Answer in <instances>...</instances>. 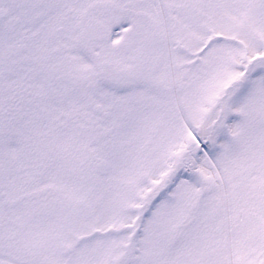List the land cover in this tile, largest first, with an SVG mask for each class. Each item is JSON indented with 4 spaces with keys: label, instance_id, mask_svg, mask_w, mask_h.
I'll use <instances>...</instances> for the list:
<instances>
[{
    "label": "flooded vegetation",
    "instance_id": "flooded-vegetation-1",
    "mask_svg": "<svg viewBox=\"0 0 264 264\" xmlns=\"http://www.w3.org/2000/svg\"><path fill=\"white\" fill-rule=\"evenodd\" d=\"M187 1L193 11L212 17L220 8L219 0H203L201 7L198 0ZM32 3L16 0L20 14L35 7V15L6 20L8 43L0 54V264H190L196 253L192 264H247L249 256L239 247L230 253L222 234L225 223L238 232L228 219L233 205L241 204L233 200L264 202V161L215 164L221 182L216 180L217 191L207 196L215 221L210 240H196L205 231H189L195 217L187 220L181 208H154L153 213L174 218L163 231L157 220L152 225V204L186 198L174 191L184 184L180 176L188 166L196 169L198 158L203 161L207 144L202 128L189 141L183 129L169 148L161 144L152 152L158 138L157 131L152 134V101L181 92L177 121L186 116L189 93L182 80L200 55L189 48L188 25L182 22L189 5L184 0ZM115 142L120 151L112 150ZM188 143L190 149L183 148ZM192 149L198 155L189 158ZM149 166L166 171L154 182L153 194L142 197L135 188L148 182ZM115 171L120 193L109 204L116 203V211L77 208L78 183L90 177L106 181ZM198 171L202 206L205 181ZM220 202H225L222 212L216 209ZM126 216L133 222L125 225ZM244 217L239 212L238 218Z\"/></svg>",
    "mask_w": 264,
    "mask_h": 264
},
{
    "label": "rangeland",
    "instance_id": "rangeland-1",
    "mask_svg": "<svg viewBox=\"0 0 264 264\" xmlns=\"http://www.w3.org/2000/svg\"><path fill=\"white\" fill-rule=\"evenodd\" d=\"M26 1L36 3V0ZM198 1L201 7L203 0ZM219 1L220 8L217 15L212 17L210 12L199 14L193 11L190 3L184 0V3L189 5V9L184 12L186 14L182 16V22H187L188 25V45L194 53L198 51L201 53L199 63L194 70H191V67L189 70L185 68L188 79L182 80L186 85L184 92L189 93L188 100L183 104L187 116L177 121L183 103L181 92L179 94L174 92L172 96L166 97L161 102L152 101V134L158 132V143L154 142L152 152L161 144H166L169 148V143L176 139V135L183 129L188 134V141L189 138L197 136L198 128L203 129L204 137L207 139V144L203 148V161L197 157L199 162L196 163V169H193L194 166H188V174L193 175V180L188 181L190 184L185 182L179 184L174 191L187 194V199L180 201L179 197L173 200L172 204H165L164 201V203L157 202L156 206L152 204V225L157 220L158 229L163 231L172 224L174 218V216L153 213L154 208H181L187 220L195 217L196 221L190 224L189 231L194 227L196 229L201 227V231H205L206 236L196 238L203 241L210 240L207 236H211L209 232L211 226L215 224L214 220L211 221L213 201L207 197L210 192L217 191L215 181L219 179L216 178L215 164L221 161L223 166L218 165L224 168L227 166L225 163L228 164L227 161H264V0ZM16 6V0H0V54H3L8 43L5 36L6 20L22 15L24 17L35 15V7L27 9L26 14H20L21 9H16ZM215 35L228 39H216ZM196 87L198 94L193 92ZM215 130L219 131V136L214 133ZM115 145L117 147L112 150L120 151L121 143L115 142ZM183 148L190 149L189 143ZM189 154V158L198 155L195 149ZM123 159L119 157L117 160ZM149 167V174L145 173L148 182L137 183L135 188L136 193L141 194L142 197L153 194L152 181L162 179L164 174L161 172L166 171L160 167ZM198 169L202 170L205 181V201L202 206L197 205L198 179L195 173ZM117 175L115 171L112 175L115 177L110 176L106 181L102 177L97 179L90 177L89 180L78 183L77 208L106 207L116 211L119 208L116 203H109L115 202L116 195L120 193L118 187L122 180L118 179ZM144 176L142 175L141 180ZM113 178L116 179L115 182L112 181ZM126 189L122 191L125 192ZM143 202V199L138 201L140 204ZM238 202H241L239 206L233 205ZM232 203L230 204L233 205L232 216L229 215L228 219L235 223L238 232L232 224L225 223L222 234L224 246L230 253L239 247L249 256L247 264H264V202L239 201L236 198ZM223 204L225 202H220V206L216 209L222 212ZM227 209L225 205L226 217ZM239 212H243L245 217L238 218ZM131 219V216L124 217V224L132 223ZM145 225L147 228L149 222ZM218 228H222L221 223ZM194 234L196 235V232ZM197 256V253L190 255V264L192 260L197 259Z\"/></svg>",
    "mask_w": 264,
    "mask_h": 264
}]
</instances>
